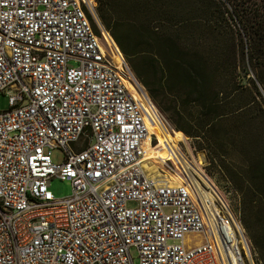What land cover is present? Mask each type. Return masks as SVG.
Instances as JSON below:
<instances>
[{
    "label": "built area",
    "instance_id": "2783aa9c",
    "mask_svg": "<svg viewBox=\"0 0 264 264\" xmlns=\"http://www.w3.org/2000/svg\"><path fill=\"white\" fill-rule=\"evenodd\" d=\"M89 7L0 0V264H257L223 191L181 157L180 185L144 167L149 124Z\"/></svg>",
    "mask_w": 264,
    "mask_h": 264
},
{
    "label": "trees",
    "instance_id": "16d2710c",
    "mask_svg": "<svg viewBox=\"0 0 264 264\" xmlns=\"http://www.w3.org/2000/svg\"><path fill=\"white\" fill-rule=\"evenodd\" d=\"M155 2L156 0H96V17L109 33L106 45L108 51L117 64H125L129 69L130 79L140 89L145 102L171 137L185 139L188 135L193 138L196 148L205 150L210 165L216 168L220 166L216 165L209 147L216 150L224 161L231 160L233 151L243 158V163L238 167L228 162L230 166H224L220 172H223V177L240 196L237 208L239 220L257 254L256 261L264 264V231L261 219H256L255 216L256 209L264 208V99L250 79L249 83L259 99L252 98L239 103L238 91L245 87L238 74L233 72L217 75L216 54L186 50L177 42L179 37L174 39L168 35L167 23L173 20L166 8ZM115 3L121 6H115ZM126 5L141 12L144 19L123 17ZM254 8L253 17H249V22L254 23L247 25L244 22V32L248 33L255 25L254 30L260 28V36H264V21L256 18L257 7ZM251 18L254 20L251 21ZM190 25L191 31H195L196 24ZM213 31L211 26H207L197 38L205 32L209 40L215 39ZM205 45L213 47L212 41ZM240 60L244 61L242 55ZM258 76L263 78L264 73L261 72ZM258 82L262 84L259 79ZM143 110L151 134L156 139L151 147L159 159V166L164 167L171 160L177 169L165 141L145 108ZM160 110L168 116L175 129ZM250 128L258 131L262 152L259 153L262 156L249 151L247 139ZM251 152L255 156L247 157ZM179 173L180 171L173 176L182 180ZM256 196L257 200L254 199Z\"/></svg>",
    "mask_w": 264,
    "mask_h": 264
},
{
    "label": "rangeland",
    "instance_id": "374dc122",
    "mask_svg": "<svg viewBox=\"0 0 264 264\" xmlns=\"http://www.w3.org/2000/svg\"><path fill=\"white\" fill-rule=\"evenodd\" d=\"M155 4L165 7L167 13L173 20V22L169 21L167 23L168 35L174 39H178L179 37L180 40L177 42L183 45L186 50L199 51L202 53L211 52L216 54L217 75H224L233 72L238 74L241 84H243V87H245L244 89H239L238 91L237 99L239 103H245L252 98H256L257 100L259 99V97H257L256 93L254 92L252 85L249 83L250 79L253 80L257 90L259 91V94L264 99V77L262 78L258 76L261 72L264 73V36H260V28H256V30H254L255 25L252 30H249L248 33L244 32L243 26L244 22L247 25L254 23V21H252L254 20L253 18H251L252 22H249V17H253V9H255L254 7H257L255 11L258 14V17L256 18L259 21L261 19L264 21V0H156ZM115 6L120 7L121 5H117L115 3ZM89 8L95 21L99 24L101 39L107 45L109 33L106 32V30L100 25L101 23L96 17V12L91 9V7ZM123 9V17H134L138 20L144 19L141 12L135 11L134 9L130 8L129 5L124 6ZM191 23L196 24L194 26L195 31H191ZM207 26H211L213 28V37H215V39L209 40L205 32H202L200 38H197V36L200 35V31ZM208 41H212V48L205 45ZM141 47L143 48V46ZM241 55L244 57V61L240 60ZM258 79L261 81V85L258 82ZM146 106V113L151 122L155 125L159 135L161 138H166L165 143L176 165L178 166L176 173L180 171L179 174L182 180H179L175 176L171 175L169 182L172 183L177 180L183 181V179H186L183 171L182 158L186 161L188 167L192 169L194 174L198 175L206 185L211 186L214 190H216L222 199L223 191L229 200L231 207L237 213V208L239 207L240 203V196L223 177V172L220 171L224 168V166H230L228 162H232V165L238 167L243 163V158L240 157L238 153L233 151L232 156H230L232 157L231 160L224 161L223 158L218 156L216 150H213L209 147V151L213 153V156L216 159V165H219L220 168L210 165L206 151L203 149L198 150L193 138L186 134L185 135L187 138L185 139H174L171 137L163 129V127L159 125L160 123L158 122L156 115L147 103ZM7 108V96L3 93H0V111L6 110ZM161 113L165 116L172 128H174L168 116L162 111ZM154 119L158 122V124L153 121ZM151 135L152 134L150 131L149 139H151ZM247 140L250 148L249 151L255 152L256 155L262 153L260 152L261 145L258 140V131L256 128H250ZM50 152L51 157L55 162H60L63 160L64 154L62 149L54 148ZM252 152L247 157L255 156V153ZM175 154H178L179 158L181 157L180 160L182 161V164L179 163ZM200 160L209 175L203 170ZM157 161L159 164L158 157ZM146 168L150 171V173L153 174L149 164L146 166ZM159 168H161V165ZM224 174L225 176L227 175L225 170ZM250 176H252V173ZM49 190L53 196L57 198H63L71 194V185L68 181L53 178L50 182ZM254 199L257 200V196L254 197ZM255 216L256 219H261L262 230L264 231V208L261 207L256 209ZM132 256L134 263L137 264V254L134 250H132ZM255 257L257 258V254ZM257 264L262 263L257 262Z\"/></svg>",
    "mask_w": 264,
    "mask_h": 264
},
{
    "label": "bare ground",
    "instance_id": "6f19581e",
    "mask_svg": "<svg viewBox=\"0 0 264 264\" xmlns=\"http://www.w3.org/2000/svg\"><path fill=\"white\" fill-rule=\"evenodd\" d=\"M131 83H132V86H133L134 95H135L136 99H138V101L140 102V105H141L142 109L143 108L147 109L146 102H145V100H144V98L142 96V93H141L140 89L137 87V85L132 80H131ZM144 114H145V112H144ZM145 120H146V115H145ZM153 121L156 124H158V122L155 119ZM149 135H150V129H149ZM149 135H148V137H147V139L145 141V151H146V157L148 158V160H146V162H144V164H145L144 167H146L149 164L150 169H151V171L153 172V175H154V174H158L160 172V168L158 166L159 164H158V161H157V157H156L155 153L152 151ZM162 139L166 142V138L165 137H162ZM175 155H176L177 160L179 161V163L182 164V161L180 160L178 154H175ZM184 174H185V172H184ZM185 176H186V174H185ZM186 179H187V176H186ZM181 183H182V181H178L177 180V181L172 182L170 184H172V185H180ZM208 187H210V189H212L221 198V196L219 195V193L216 190H214L211 186H208Z\"/></svg>",
    "mask_w": 264,
    "mask_h": 264
}]
</instances>
